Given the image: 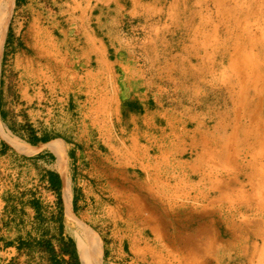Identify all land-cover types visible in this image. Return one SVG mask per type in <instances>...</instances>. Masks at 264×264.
I'll return each mask as SVG.
<instances>
[{
	"label": "crops",
	"instance_id": "1",
	"mask_svg": "<svg viewBox=\"0 0 264 264\" xmlns=\"http://www.w3.org/2000/svg\"><path fill=\"white\" fill-rule=\"evenodd\" d=\"M222 3L230 14V0H14L0 41V123L22 143L37 144L21 153L0 143V264H69L71 253L55 244L70 237L63 188L68 176L79 216L90 127L106 151L95 156L109 162L100 171L132 168L133 144L144 150L134 153L135 163L148 172L192 181L191 146L209 113L189 100L208 72L205 50L216 32L210 8ZM2 9L0 0V17ZM24 114L54 128L30 133ZM6 161L40 170L39 186L16 191Z\"/></svg>",
	"mask_w": 264,
	"mask_h": 264
},
{
	"label": "rangeland",
	"instance_id": "2",
	"mask_svg": "<svg viewBox=\"0 0 264 264\" xmlns=\"http://www.w3.org/2000/svg\"><path fill=\"white\" fill-rule=\"evenodd\" d=\"M260 1L230 0L231 15L228 14V9H224L223 3L220 7L210 8V17H214L212 26L216 32L213 34V46L205 50L207 55L204 61L208 65V72L205 78L199 79L195 88H192L194 94L189 100L193 108H207L209 113L208 123L199 127L198 142L190 145L194 153L193 158L188 160L193 167L192 181L187 178L189 174L182 177L180 182L163 169L148 172V167L144 168L146 165L142 167L141 164L135 163L134 153L141 150L133 144L128 152L132 158L127 163L128 167L131 165L132 168H115L111 173L108 164L106 170L100 171L98 167L109 162L101 160L95 153L102 151L106 154V151L96 142L95 129H86L85 139L89 143L84 146L91 152V160L80 172L83 186L80 194L84 202L77 218L101 238L107 264L110 263L107 258L124 264H230L224 253L217 249L212 250L213 244L215 243L216 247L224 246L222 239L226 235L228 238H242L243 234L238 227H264V215L250 205L258 203L256 197L259 193L258 186L262 184L261 179L256 182V173L245 174L229 166L237 154V161L240 156V162L242 163L243 159L245 161L243 147L234 142L229 147L230 155L226 158V163H221L222 160L217 157L214 159L211 150L213 137L224 143L228 142L226 139L232 133L235 121L236 106L230 90L239 91V68H234V64L240 60V56L236 54L237 44L242 43L240 39H244V33L231 16L238 13L240 17L239 13L246 10L247 6L256 5ZM255 24L254 20L247 23L246 32L249 36L251 30L257 33ZM261 25L264 29V22ZM248 35L244 36L248 38ZM248 51L253 52L252 48ZM257 52L254 51V54ZM195 64L198 65L199 71H202L203 60L197 59ZM262 88L264 98V84ZM250 94L248 98H251ZM11 106L15 108L14 101ZM91 116L94 123V113H91ZM24 121L30 133L31 129L36 133L37 129L42 130L44 127L54 128L53 123L37 122L36 116L29 114H24ZM36 122L39 126L32 127ZM108 124L109 121H106L108 128L105 129L110 133ZM0 126L1 145H6L7 151H18L5 138L9 131L5 130L1 123ZM55 129L62 130L59 127ZM10 133L15 137L14 133ZM238 139L242 140L239 137ZM18 143L29 145L19 140ZM3 165L7 168L8 182L11 175H15L16 191L23 186H31V189L39 186L34 181L35 177L41 176L40 170L25 169L19 163L14 165L11 161L3 162ZM138 168L145 169L146 173L136 170ZM187 171L190 172V166ZM246 175H251L252 181H249ZM67 179L70 184L68 176ZM71 197L73 203L72 193ZM251 199L254 200L250 202ZM65 231L74 239L75 253L80 260L79 240L76 228L70 220ZM60 241H55L56 248L62 247ZM69 249L74 251V248ZM262 249L261 255L264 256V245ZM233 259L234 264H238L239 260L234 257Z\"/></svg>",
	"mask_w": 264,
	"mask_h": 264
},
{
	"label": "bare ground",
	"instance_id": "3",
	"mask_svg": "<svg viewBox=\"0 0 264 264\" xmlns=\"http://www.w3.org/2000/svg\"><path fill=\"white\" fill-rule=\"evenodd\" d=\"M13 3L14 0H3V13L0 17V41L3 40V36L7 30ZM239 15L240 17L238 13H235L231 18H233V21L240 28L241 32L244 35H248L246 25L249 21L254 20L257 33H253L251 30V37L248 35L247 38L243 35L244 39H240L242 43L237 44L238 49L236 54L240 56V60L234 64V68H239V83L237 86L239 91L235 92L234 89L230 90V95L234 98V104L236 106L234 111L235 121L232 125L233 131L226 139L228 140L227 143L213 137L211 150L214 159L217 157V159L222 160L221 163H226V158H229L230 155L229 147L234 142L243 147L245 161L243 159L242 163L240 162L241 156L237 161V154L235 155V160L227 164L245 174L248 172L256 173L258 175L256 182L261 179L262 184L258 186L259 193L256 197L258 203L256 205L251 203L250 205L251 208H256L259 213L264 215V98L262 97V86L264 84V29H262L261 25L264 22V0H261L256 5L251 4L249 7L247 6L246 10L241 11ZM244 22L245 28H243ZM261 30L262 32H260ZM257 36H260V38H256ZM249 48H252L253 52H249ZM254 51H258L256 55ZM250 92L252 93L250 94ZM249 94L251 98H248ZM238 137L242 138V140H239ZM5 138L19 152L29 153L30 148L26 145L19 144L18 139L10 132L5 134ZM60 146H54L55 150L59 153L63 151L64 145L61 143ZM250 176L246 175L249 181H252ZM63 189L69 219L71 224L76 228V234L79 240L78 250L81 264H107L104 260L101 238L90 227L80 221L72 211V197L67 178L65 179ZM255 194H257V191ZM253 200L251 199L250 202ZM251 227H238L240 233L243 234L242 238L239 236L228 238L226 235L222 239L224 246L216 247L214 243L212 250L217 249V251L224 253L230 264H234L235 262L233 257L239 260L238 264H264V256L261 255L264 245V227ZM236 254H238L237 257Z\"/></svg>",
	"mask_w": 264,
	"mask_h": 264
},
{
	"label": "trees",
	"instance_id": "4",
	"mask_svg": "<svg viewBox=\"0 0 264 264\" xmlns=\"http://www.w3.org/2000/svg\"><path fill=\"white\" fill-rule=\"evenodd\" d=\"M37 144V140L35 139V141H33L32 143H29V145L33 146ZM60 202H61V198H60ZM61 233L63 232V228L60 230ZM61 246L64 248V245L66 246L65 249V253H71V261L69 262V264H81L79 258L77 257V254L75 253V242L74 239L70 236V237H65L62 238L60 241ZM43 246L48 247L47 244H44ZM74 248V251H70L69 248ZM50 248V247H49Z\"/></svg>",
	"mask_w": 264,
	"mask_h": 264
}]
</instances>
